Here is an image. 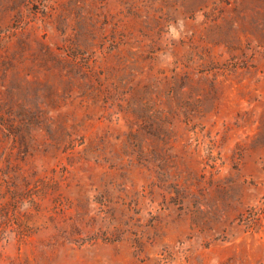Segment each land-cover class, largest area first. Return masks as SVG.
Instances as JSON below:
<instances>
[{"label": "rangeland", "instance_id": "1", "mask_svg": "<svg viewBox=\"0 0 264 264\" xmlns=\"http://www.w3.org/2000/svg\"><path fill=\"white\" fill-rule=\"evenodd\" d=\"M0 264H264V0H0Z\"/></svg>", "mask_w": 264, "mask_h": 264}, {"label": "clouds", "instance_id": "2", "mask_svg": "<svg viewBox=\"0 0 264 264\" xmlns=\"http://www.w3.org/2000/svg\"><path fill=\"white\" fill-rule=\"evenodd\" d=\"M172 32H175V29H171Z\"/></svg>", "mask_w": 264, "mask_h": 264}]
</instances>
